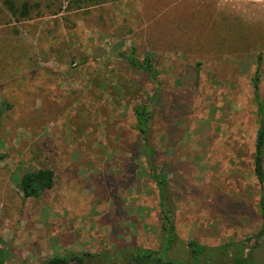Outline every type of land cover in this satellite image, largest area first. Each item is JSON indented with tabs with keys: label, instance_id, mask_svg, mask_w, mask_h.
Returning a JSON list of instances; mask_svg holds the SVG:
<instances>
[{
	"label": "rangeland",
	"instance_id": "1",
	"mask_svg": "<svg viewBox=\"0 0 264 264\" xmlns=\"http://www.w3.org/2000/svg\"><path fill=\"white\" fill-rule=\"evenodd\" d=\"M13 1L41 14L16 21L0 0V256L38 264L69 251L162 250L163 208L132 112L145 104L177 236L171 254L188 258L194 242L208 264H232L236 244L251 238L264 264V184L252 167L264 0H102L74 10L70 0ZM131 53L138 65L150 58L156 81L130 65ZM39 168L53 170L55 185L25 198L16 181Z\"/></svg>",
	"mask_w": 264,
	"mask_h": 264
},
{
	"label": "trees",
	"instance_id": "2",
	"mask_svg": "<svg viewBox=\"0 0 264 264\" xmlns=\"http://www.w3.org/2000/svg\"><path fill=\"white\" fill-rule=\"evenodd\" d=\"M100 1L102 0H70L66 8L67 10L81 9L86 3L94 2L98 4ZM118 1L120 0H111L110 2L116 3ZM2 4L10 16L16 21L31 20L32 17L35 18L41 14L39 4H30L28 2L18 4L13 0H2ZM260 57L261 56L258 57L257 69L253 77V99L256 108L257 129L255 133L252 167L253 174L258 184L262 187L264 184V104L258 92ZM128 62L134 68L140 66L139 68L146 72L152 81H156L157 71L154 69L149 57H144L141 61V65H138L133 53H131ZM5 107L9 108V105L5 104ZM132 112L135 120L134 129L143 144V156L152 173V181L160 198V206L163 208L161 226L163 234L162 250L155 251L134 246L129 249L119 248L113 251L102 250L97 253L69 251L61 255H56L46 261L39 262L38 264H208L206 259L208 249L194 242L188 243L190 253L188 258L179 259L171 254V249L177 240V236L175 234L170 211L165 207L164 187L166 186V176L163 169L157 171L153 164L155 150L149 140L150 125L152 122L150 108L145 104H136L132 107ZM2 114L3 110L0 109V128L2 125ZM5 158L6 155L0 152V163L4 161ZM54 185V172L50 168H39L37 170L28 171L16 181V186L23 196L33 199H37L50 191ZM259 211L262 217L261 235L263 239H261V246L264 247V194H262L260 198ZM258 244L257 240L251 238L237 243L238 254L232 264H259L252 256ZM228 248H230L228 244L222 245L219 247V250L227 255ZM0 264L14 263H11L9 259L4 258V256H0Z\"/></svg>",
	"mask_w": 264,
	"mask_h": 264
}]
</instances>
